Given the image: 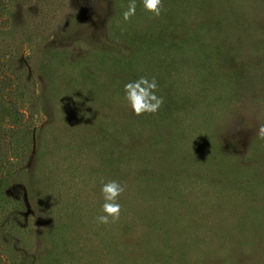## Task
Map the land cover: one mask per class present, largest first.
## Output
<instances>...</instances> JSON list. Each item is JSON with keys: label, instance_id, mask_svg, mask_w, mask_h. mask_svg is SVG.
I'll return each instance as SVG.
<instances>
[{"label": "rangeland", "instance_id": "rangeland-1", "mask_svg": "<svg viewBox=\"0 0 264 264\" xmlns=\"http://www.w3.org/2000/svg\"><path fill=\"white\" fill-rule=\"evenodd\" d=\"M162 2L0 0V264H264V0Z\"/></svg>", "mask_w": 264, "mask_h": 264}, {"label": "clouds", "instance_id": "clouds-1", "mask_svg": "<svg viewBox=\"0 0 264 264\" xmlns=\"http://www.w3.org/2000/svg\"><path fill=\"white\" fill-rule=\"evenodd\" d=\"M143 8L153 16H159L163 9L162 0H142ZM137 0H129L126 10L122 12L123 21H128L136 15ZM142 85L144 87H142ZM158 83L156 78L139 76L124 85L125 99L136 115L155 113L163 103V97L157 95ZM258 135L264 138V125L258 130ZM126 185L119 180H101V195L103 203L101 214L95 217L97 224L107 225L119 219L121 204L119 197L125 192Z\"/></svg>", "mask_w": 264, "mask_h": 264}, {"label": "trees", "instance_id": "trees-1", "mask_svg": "<svg viewBox=\"0 0 264 264\" xmlns=\"http://www.w3.org/2000/svg\"><path fill=\"white\" fill-rule=\"evenodd\" d=\"M10 108L12 109V113H13V116L16 118V116L18 115V113L20 112L17 104L15 102H10ZM17 114V115H16ZM5 180V176H1L0 177V186L2 185V182ZM9 191V190H8ZM7 191V192H8ZM19 203V202H18Z\"/></svg>", "mask_w": 264, "mask_h": 264}]
</instances>
